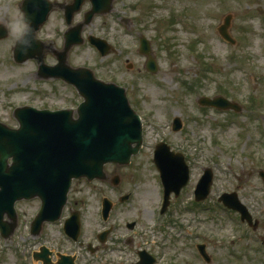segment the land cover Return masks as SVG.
Masks as SVG:
<instances>
[{"label":"rangeland","instance_id":"rangeland-1","mask_svg":"<svg viewBox=\"0 0 264 264\" xmlns=\"http://www.w3.org/2000/svg\"><path fill=\"white\" fill-rule=\"evenodd\" d=\"M21 2L0 0V24L9 30L8 37L0 40V121L13 127L18 125L17 107L76 109L83 100L72 85L40 78L35 59L14 60L13 48L23 33L17 37L13 26L27 28ZM90 6L86 0L73 22L81 20ZM228 14H232L233 44L219 32ZM66 30L63 10L55 6L38 32L49 47L44 51L48 64L57 62L53 50L63 48ZM90 34L107 39L115 51L103 57L86 41L70 50L69 63L89 67L98 78L126 88L131 105L142 117L145 141L142 152L128 166L107 165L109 176H121L119 188L99 180L76 183L71 201L87 205L85 237L103 226L115 224L117 229L121 223L111 238L129 251L123 241L129 234L126 223L139 220V231L147 233L141 235L147 242L155 237L149 226L174 219L160 232L162 264H264V180L259 175L264 170V0H114L111 12L96 15L86 26L85 38ZM142 34L151 41L157 73L146 69L147 56L139 52ZM219 95L239 103L243 111L223 112L198 104L201 96ZM177 117L183 127L173 131ZM160 141L182 152L191 170L189 185L173 197L164 218H157L163 185L154 163ZM207 167L215 172L212 199L203 208L190 209L196 183ZM226 191L238 192L259 219L257 230L214 202ZM127 193L131 198L121 205L120 197ZM103 197L117 205L109 223L99 217ZM35 204L20 203L26 213L22 221L29 219ZM47 232L52 237L49 245L63 241L59 228ZM14 238L22 247L36 239L24 229L17 230ZM3 241L0 237V264H37L32 255L28 262L18 259L22 254L5 249ZM198 243L206 244L210 262L200 257ZM73 246L75 251L86 250L78 248L79 244ZM117 261L127 259L121 256Z\"/></svg>","mask_w":264,"mask_h":264},{"label":"water","instance_id":"water-1","mask_svg":"<svg viewBox=\"0 0 264 264\" xmlns=\"http://www.w3.org/2000/svg\"><path fill=\"white\" fill-rule=\"evenodd\" d=\"M90 1L92 9L86 13L85 21L71 26L65 33L64 48L54 51L58 60L55 65L45 62V44L38 39L37 32L49 18L56 3L50 0H24L20 6L28 27L14 48L16 61L22 63L36 59L41 77L60 78L74 85L84 101L76 109L77 117L72 109L52 111L23 106L14 111L18 128L0 121V227L6 236L13 230L2 222V212L12 208L16 199L43 197L45 204L35 223L38 226L43 219L54 217L56 210L50 203L58 202L60 207L66 203L74 178L106 179L107 163L129 164L131 157L138 154L142 147V120L131 106L126 89L97 79L87 67H73L68 62L70 49L84 41L83 27L92 21L95 14L107 13L113 7V0ZM84 2L85 0H74L64 6L69 25ZM231 19V14L226 16L219 32L226 40L235 43L229 32ZM8 33L9 30L0 25V39L6 38ZM89 40L104 55L110 50L109 44L103 39L90 36ZM140 51L149 56L147 68L157 72L151 44L145 37L141 38ZM199 101L202 105L220 109H241L222 96L214 99L202 97ZM173 128L175 131L182 128L179 117L175 118ZM155 162L166 187L167 206L171 192L179 194L188 183L189 166L183 154L171 151L166 143L158 145ZM212 180V171L207 170L196 190L198 200L207 198ZM113 181L118 184L120 178L116 176ZM221 200L252 223L247 207L236 193H226ZM111 208L112 202L105 199V218ZM199 248L209 261L205 246L200 245Z\"/></svg>","mask_w":264,"mask_h":264},{"label":"flooded vegetation","instance_id":"flooded-vegetation-1","mask_svg":"<svg viewBox=\"0 0 264 264\" xmlns=\"http://www.w3.org/2000/svg\"><path fill=\"white\" fill-rule=\"evenodd\" d=\"M205 169V168H204ZM261 171H259V175L261 176ZM84 181H75L72 191L70 192L69 199L65 206L62 209L60 218L56 221H50V219H45L38 227L36 228V233H32L31 229V223L35 216L39 213L41 210V207L43 205L42 198H35L32 200H22L16 203V220L14 221L15 224V230L10 236L11 239L6 241V245L8 246L7 249H11L12 251L20 252L22 255H17L16 257L18 259L25 258L28 262V259H32V256L36 257V263L37 264H61L64 261V264H73L74 263V257L75 262L77 264H162V256H161V250L163 248V238L160 236V232H162L163 226L166 225L165 220L160 226L158 227H152L149 226L148 230L155 233V237L149 239L147 242L144 240V238L141 235L147 236L146 232L139 231L140 222L139 220H133L131 222H128L125 224V229L128 231V236L123 240L128 245V249L125 246H120L117 244L116 240L112 241L113 238H111V234L115 232V227H111L110 231L103 235L102 232L108 230L105 227L98 232L93 231L91 237L87 238L85 237L87 231L83 229L84 227V219L87 218V205L86 204H79L78 201L72 202L71 200V194L75 190V186L77 182L83 183ZM214 191V190H213ZM212 191V192H213ZM211 196L209 197L210 200ZM36 202L35 209L32 213V215L29 217L28 220L22 221V217L26 215L24 212V209L20 207L21 202ZM215 203H219L221 205L222 202L219 201V198L214 199ZM123 204L122 202L120 203ZM206 204V202L204 203ZM202 204L198 207H201ZM117 205H114L113 210H116ZM101 208V207H100ZM102 215L103 219V213L102 209L100 210V214ZM116 216L117 213L115 212L113 216ZM73 216H77L79 220L81 221V233L78 239L79 248H86L88 250H91V254L89 256L85 255L84 251H75L74 250V240L73 236H69L64 231V224L67 219L72 218ZM8 221H13L14 217L13 215L9 214L5 217ZM119 218H116V220ZM104 220V219H103ZM121 220V218H120ZM259 220V219H258ZM256 220V230L260 226V221ZM121 226V223L117 227L116 231ZM52 227L59 228L60 230V238H63V241L56 240L55 242L51 243L49 245L48 243L52 241V237L47 232V229H51ZM24 229L26 233L30 237H35V242H32L31 244H25L23 247L20 243H16L14 240V236L17 232V230ZM122 229V228H120ZM104 237V238H103ZM142 238V241L138 238ZM160 242V243H158ZM114 243V245L112 244ZM144 243V244H142ZM155 247V248H154ZM157 249V252L154 250ZM122 254V255H120ZM124 256L127 259V262L124 261H117L119 257Z\"/></svg>","mask_w":264,"mask_h":264},{"label":"clouds","instance_id":"clouds-1","mask_svg":"<svg viewBox=\"0 0 264 264\" xmlns=\"http://www.w3.org/2000/svg\"><path fill=\"white\" fill-rule=\"evenodd\" d=\"M13 31H14V33L17 35V37L18 36H20L24 31H25V29H23L21 26H19V25H14L13 26Z\"/></svg>","mask_w":264,"mask_h":264}]
</instances>
